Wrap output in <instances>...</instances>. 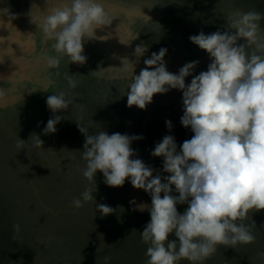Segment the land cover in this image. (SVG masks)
Here are the masks:
<instances>
[{
  "label": "rangeland",
  "instance_id": "374dc122",
  "mask_svg": "<svg viewBox=\"0 0 264 264\" xmlns=\"http://www.w3.org/2000/svg\"><path fill=\"white\" fill-rule=\"evenodd\" d=\"M97 2L113 19L84 42L86 63H69L63 57L57 67H49L44 57L53 55L52 42L45 40L38 26L48 15L41 14L47 0H0V264H146L148 245L139 233L150 216L138 205L150 206L151 198L135 189L134 200V188L127 179L120 187L105 185L99 171L94 176L95 191V184L80 171L85 164L81 159L84 136L77 123L89 134L105 130L142 135L143 139L130 145L136 152L133 158L155 169V175L162 169V158L150 155L155 143L170 134L179 151L180 144L193 135L190 127L180 123L182 93L172 89L154 94L144 110L127 107L131 71L120 68V58L133 61L134 74H139L144 59L164 47L169 72L177 73L186 62L198 60L192 74L197 75L207 70L210 59L189 41L190 35L228 31L227 24L239 13L264 14V0ZM66 3L70 0H50L48 12ZM258 23L259 34L264 35V19ZM14 38L29 44L23 59L30 63L22 68L13 63L24 55ZM137 45L146 48L141 57L132 55ZM69 77L75 88L69 87ZM191 79L186 77L185 83ZM60 92L71 103L66 111L56 113L62 116L57 131L43 135L42 129L53 116L46 98ZM166 120L172 123L170 132ZM34 133L44 141L43 147L32 145ZM20 140L29 143L17 148ZM86 189L95 191L93 203L82 200ZM76 199H81L79 208L73 204ZM100 203L115 211L101 217L95 209ZM186 207L178 204L177 210L183 213ZM241 222L255 237L252 243L233 248L217 245L214 254L197 264H264V210L250 211L245 220L237 221ZM169 239H175L174 235ZM177 264L191 262L182 259Z\"/></svg>",
  "mask_w": 264,
  "mask_h": 264
},
{
  "label": "clouds",
  "instance_id": "9594fccd",
  "mask_svg": "<svg viewBox=\"0 0 264 264\" xmlns=\"http://www.w3.org/2000/svg\"><path fill=\"white\" fill-rule=\"evenodd\" d=\"M112 19L97 0H70L62 7H53L38 25L45 40L52 42L53 55L44 57L46 64L57 67L63 57L69 63H86L84 42L95 36V29L110 25ZM261 19L264 14L257 11L239 13L227 24L228 31L190 35L189 41L210 59L207 70L197 75L192 74L198 60L186 62L177 73L169 72L164 47L144 59L145 67L139 74H134L133 61L120 58V68L131 71L127 107L144 110L154 94L172 89L182 93L180 123L190 127L193 135L180 144L179 151L173 135H164L155 143L150 155L162 158V169L155 175V169L133 158L136 152L130 145L143 139L142 135L109 134L105 130L89 134L77 123L84 136L81 159L85 164L80 171L95 184V191L94 176L99 171L105 185L120 187L127 179L133 188L142 189L151 198L150 206L138 205L150 216L139 233L148 245L146 264H177L182 259L197 264L214 254L217 245L233 248L255 239L248 227L237 221L245 220L252 210H264V35L258 31ZM145 51L144 46L137 45L132 55L141 57ZM188 76L192 79L186 84ZM68 82L70 88L76 87L71 77ZM70 103L64 92L47 96L46 106L53 116L42 129L43 135L57 131L62 116L56 113L66 111ZM165 126L170 132L171 121L166 120ZM29 140H20L17 148ZM31 143L39 148L44 141L34 133ZM94 192L86 189L82 200L93 203ZM73 204L81 207V199ZM178 204L187 205L183 213L178 212ZM95 209L101 217L115 211L103 203L96 204ZM14 228L19 231L18 225ZM170 234L175 239H169Z\"/></svg>",
  "mask_w": 264,
  "mask_h": 264
},
{
  "label": "snow or ice",
  "instance_id": "6c2138e0",
  "mask_svg": "<svg viewBox=\"0 0 264 264\" xmlns=\"http://www.w3.org/2000/svg\"><path fill=\"white\" fill-rule=\"evenodd\" d=\"M34 5H35V4H34ZM36 6H37V5H36ZM49 6H50V0H47V8H46L44 11H41V9L39 8L40 11H41V14H49V12H48V8H49ZM2 38H3V37H0V41L3 40ZM102 39H103V37H102ZM119 39H120V38H119ZM13 42H14L15 44H17V45L20 47V49L23 51V53H24V55L18 57L19 59L16 60V61H13V63L19 65V68H22L23 65H25V64H27V63H30V61H27V60L23 59V57L27 54V52L30 51L29 44H28L27 41H23V42H21V41H19L17 38H14V39H13ZM120 42H121V43H124V41H123L122 39H120Z\"/></svg>",
  "mask_w": 264,
  "mask_h": 264
},
{
  "label": "bare ground",
  "instance_id": "6f19581e",
  "mask_svg": "<svg viewBox=\"0 0 264 264\" xmlns=\"http://www.w3.org/2000/svg\"><path fill=\"white\" fill-rule=\"evenodd\" d=\"M120 81V80H119ZM94 89V88H93ZM101 94V93H100ZM110 98V97H109ZM118 107V106H117ZM121 112V111H120ZM139 190H141V189H139ZM132 195H133V197H134V200H136L137 198H136V191H135V188L133 189V192H132ZM137 201V200H136Z\"/></svg>",
  "mask_w": 264,
  "mask_h": 264
}]
</instances>
